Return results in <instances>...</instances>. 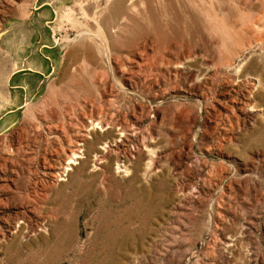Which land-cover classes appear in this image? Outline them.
Returning <instances> with one entry per match:
<instances>
[{
    "label": "rangeland",
    "instance_id": "rangeland-1",
    "mask_svg": "<svg viewBox=\"0 0 264 264\" xmlns=\"http://www.w3.org/2000/svg\"><path fill=\"white\" fill-rule=\"evenodd\" d=\"M0 264H264V0H0Z\"/></svg>",
    "mask_w": 264,
    "mask_h": 264
},
{
    "label": "bare ground",
    "instance_id": "bare-ground-1",
    "mask_svg": "<svg viewBox=\"0 0 264 264\" xmlns=\"http://www.w3.org/2000/svg\"><path fill=\"white\" fill-rule=\"evenodd\" d=\"M74 154H75V153H74ZM86 162H87V161H86ZM86 162H85V163H86ZM82 165H83V164H82ZM70 169H71V168L69 167L68 170H70Z\"/></svg>",
    "mask_w": 264,
    "mask_h": 264
}]
</instances>
